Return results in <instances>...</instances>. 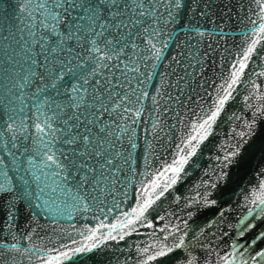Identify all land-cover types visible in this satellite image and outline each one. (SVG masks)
I'll use <instances>...</instances> for the list:
<instances>
[{
	"label": "snow or ice",
	"instance_id": "1",
	"mask_svg": "<svg viewBox=\"0 0 264 264\" xmlns=\"http://www.w3.org/2000/svg\"><path fill=\"white\" fill-rule=\"evenodd\" d=\"M262 78L264 0H0V264H264Z\"/></svg>",
	"mask_w": 264,
	"mask_h": 264
},
{
	"label": "water",
	"instance_id": "2",
	"mask_svg": "<svg viewBox=\"0 0 264 264\" xmlns=\"http://www.w3.org/2000/svg\"><path fill=\"white\" fill-rule=\"evenodd\" d=\"M262 82H264V78H262ZM224 129H220L218 131H223ZM218 143V140L215 141ZM211 143V142H210ZM214 150V149H213ZM207 156V153H206ZM210 163V161H209ZM205 165L201 164V168H203ZM199 173H196L195 175L191 176L192 182L198 177ZM186 185H183L182 187H185ZM165 211L167 209H164ZM247 211L246 208H236V210L232 213V216L230 217L229 221L230 223H237V214L239 213L240 216H243V214ZM67 222V221H65ZM88 222H91L90 220ZM261 223L264 222H258L257 223V230L261 227ZM225 231H228L227 227H225ZM249 236L252 235L251 232L248 233ZM141 236L139 234H134L129 237H127L125 240L121 241H107L106 244L109 246H100L97 249L92 250L91 255L88 257V264H117V261L124 259V254H132L129 252L128 249V241L131 240H138ZM130 264V262H129Z\"/></svg>",
	"mask_w": 264,
	"mask_h": 264
}]
</instances>
